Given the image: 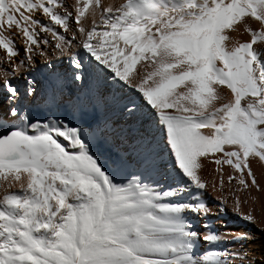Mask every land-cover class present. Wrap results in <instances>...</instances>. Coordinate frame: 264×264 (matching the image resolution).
<instances>
[{
  "label": "snow or ice",
  "instance_id": "snow-or-ice-1",
  "mask_svg": "<svg viewBox=\"0 0 264 264\" xmlns=\"http://www.w3.org/2000/svg\"><path fill=\"white\" fill-rule=\"evenodd\" d=\"M0 50V264H250L195 222L207 165L253 220L264 0H0Z\"/></svg>",
  "mask_w": 264,
  "mask_h": 264
},
{
  "label": "rangeland",
  "instance_id": "rangeland-1",
  "mask_svg": "<svg viewBox=\"0 0 264 264\" xmlns=\"http://www.w3.org/2000/svg\"><path fill=\"white\" fill-rule=\"evenodd\" d=\"M225 167H226V169H225ZM210 169H211V165H207L206 168H205V171L202 173V175L204 176L205 180L207 181V185L208 186L206 188V191L201 192L199 195L203 198L204 201H206L208 208H210V206H214L215 208L214 209H211L210 208L212 210V212L214 213V215L208 216L207 217V220L204 221V223L205 222H208L207 223L208 227L210 229H214L218 234H222V233H225V232H227V233L230 234V228H233V227H235L237 225H240L241 226L243 222H245V225L246 224H249L251 226L253 225L255 227L254 229H256L257 233H264V230H263L264 229V190H263L264 189V180H263L264 178H261L262 179L261 181L260 180L257 181L261 185V191H255V190H253L255 194L253 193V191L251 192V194L248 197V202L246 204L245 203H241V206H240L241 211H240V213L241 212H242V214H247L248 212H251L252 213L251 215L253 216V220L251 222H248V221H245V220L241 219V217H240L239 214H235V213L233 214L232 211L230 210L231 207H232V200H231V197L229 195V185H228V181L226 179L227 174L230 171L229 168H228V166H224V169H225L224 170V172H225L224 174H225V181L226 182L224 183L223 190H222V192H221V190L219 188H217V190H218L219 193L221 192L220 195H223V196H227L228 197V202H227L226 205H228L229 208L227 206H225V208L229 209L231 213L229 212L228 215L226 216L227 217L226 218L225 216H222V213H220V212L217 211L218 204H217L216 198L219 197L220 195L219 196H212V195H214V192H217V191H213V189H211L213 191L212 192L210 190L211 187H209V186H212V184H214L215 179H216L215 182L217 183L218 182V180H217L218 177L214 178L213 175L210 174ZM207 172H209V173H207ZM220 197H222V196H220ZM243 207H244V210H243ZM229 210H227V211H229ZM214 220H215L216 223L213 224L212 222ZM195 223H196L197 230L200 232L201 235H203L204 229L202 227H200V225L203 224V221L202 220H196ZM224 230H225V232H224ZM241 244L242 243H239V242H238V244L236 243L234 248H238V249L241 250ZM263 245H264V241L262 242V245L261 246H258V247L255 246V247H253V250H255V252H256V255L254 256V259L253 260H255V259L258 258L257 256H259V255H257V253H259L260 255H262L263 261H264V246ZM237 246H240V247H237ZM200 247L201 248L204 247V244L202 242L200 244ZM227 247L233 248V245L231 247L228 244ZM258 249H260L262 252L259 251ZM246 259H247V257H246Z\"/></svg>",
  "mask_w": 264,
  "mask_h": 264
},
{
  "label": "bare ground",
  "instance_id": "bare-ground-1",
  "mask_svg": "<svg viewBox=\"0 0 264 264\" xmlns=\"http://www.w3.org/2000/svg\"><path fill=\"white\" fill-rule=\"evenodd\" d=\"M123 2V0H101V3L102 4H108V3H111V4H114V5H116V4H119V3H122ZM243 38V37H242ZM48 53H49V59L50 60H52V61H55L56 60V57H55V54L52 52V49L51 48H49L48 50ZM4 55V53H3V51L2 50H0V56H3ZM36 66L37 67H40L41 65H42V59L43 58H41L40 56H37L36 58ZM65 65H63V64H56V63H53V65H52V67H64ZM39 78V77H38ZM21 79H23V77H21ZM43 84H44V82L43 81H41V85L40 86H38V91H39V87H42L43 86ZM23 91V89H21V92ZM6 103V101H5V99H4V92H3V90L2 89H0V109H2V107H3V105ZM33 114H35V115H41L42 113H41V111H40V108H39V106L38 105H35V104H33ZM250 159V167H251V169H252V171H253V174L256 176V178H257V181H261L262 179L261 178H264V163L263 162H260L259 160H258V158H249ZM225 169H226V167H225ZM224 169V170H225ZM228 172V171H227ZM207 173H209V172H207ZM225 173V172H224ZM205 174V173H204ZM210 175V174H209ZM212 178V177H211ZM218 180V179H217ZM264 180V179H263ZM211 181V180H210ZM215 181H216V179H215ZM214 181V183H216ZM213 182V181H212ZM226 182V181H225ZM211 183V182H210ZM263 184V183H262ZM213 185V184H212ZM209 187H211L210 188V190L211 189H213V187L212 186H209ZM264 190V189H263ZM212 191V190H211ZM217 192H214V195H212V196H219L220 194H221V192L219 193L218 192V190H216ZM213 192V191H212ZM211 192V193H212ZM3 193V188L2 187H0V194H2ZM218 195H217V194ZM253 193H254V191H253ZM213 194V193H212ZM255 194V193H254ZM220 196H223V195H220ZM219 196V197H220ZM253 196V195H252ZM216 198V197H215ZM257 199V198H256ZM253 200V199H252ZM255 202V201H254ZM243 203V202H242ZM214 204V203H213ZM225 206H227L228 207V205H225ZM210 208L211 209H214L215 207L214 206H210ZM229 208V207H228ZM249 209V208H248ZM227 210H229V209H227V208H225V212L224 213H222V216H227L228 215V213L230 212V210L229 211H227ZM243 210H244V207H243ZM240 211H241V209H240ZM248 211V210H247ZM231 213V212H230ZM233 213V212H232ZM242 213V212H241ZM234 214V213H233ZM252 214V213H251ZM232 215V214H231ZM227 218V217H226ZM256 218V217H255ZM213 219V218H212ZM211 220V219H210ZM255 220V219H254ZM263 221V220H262ZM259 222V221H258ZM203 223H204V221H203ZM206 223H208V222H206ZM213 224L214 223H216L215 222V220L212 222ZM238 223V222H237ZM253 226V225H252ZM251 225H249V224H246L245 225V222H243L242 223V225L240 226V225H237V226H235V227H233V228H230V234H232V235H241V234H247L250 238L249 239H246V240H242V241H239V243H242L241 244V250H242V253H246V257H247V259H248V261L250 262V264H252V262H254V264H264V261H263V257H262V255H260L259 253H257V255H259V256H257L258 258V260L257 259H255V260H253L254 259V256L256 255V252H255V250H253V247H258V246H261L262 245V242L264 241V233H257V231H256V229H254L255 227L253 226L252 227ZM239 228V229H238ZM264 230V229H263ZM227 231V230H226ZM224 232H225V230H224ZM229 232V231H228ZM235 244L236 243H232V244H229L231 247H232V245H233V248L235 247ZM237 244H238V242H237ZM264 246V245H263ZM262 246V247H263ZM237 247H240V246H237ZM261 249V248H260ZM260 249H258L259 251H261ZM262 252V251H261Z\"/></svg>",
  "mask_w": 264,
  "mask_h": 264
}]
</instances>
